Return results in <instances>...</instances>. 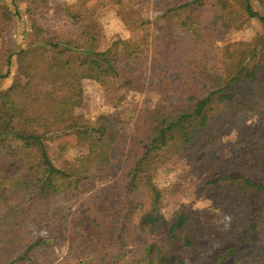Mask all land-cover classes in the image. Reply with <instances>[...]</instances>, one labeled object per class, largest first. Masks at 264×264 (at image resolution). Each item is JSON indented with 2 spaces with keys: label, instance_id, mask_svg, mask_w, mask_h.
<instances>
[{
  "label": "trees",
  "instance_id": "1",
  "mask_svg": "<svg viewBox=\"0 0 264 264\" xmlns=\"http://www.w3.org/2000/svg\"><path fill=\"white\" fill-rule=\"evenodd\" d=\"M116 3L135 31L149 24L136 7L157 9V35L144 29L140 41L102 50L104 0H0L2 43L24 15L34 36L1 76L16 57L19 80L0 91V264H264L254 251L264 228V35L225 43L223 73L209 71L230 31L253 19L264 27V0ZM84 80L103 89L107 114L86 116ZM150 86L177 103L139 109L132 96ZM228 131L233 153L220 157ZM69 136L75 151L58 166L47 142ZM162 169L181 179L159 186ZM191 177L232 218L228 230L184 202ZM32 221L44 239L29 234Z\"/></svg>",
  "mask_w": 264,
  "mask_h": 264
},
{
  "label": "rangeland",
  "instance_id": "2",
  "mask_svg": "<svg viewBox=\"0 0 264 264\" xmlns=\"http://www.w3.org/2000/svg\"><path fill=\"white\" fill-rule=\"evenodd\" d=\"M77 0H50L51 6L55 8L58 4H73ZM208 3H212L215 6L216 0H206ZM239 6L235 5L234 8L239 10ZM24 14V8H22ZM136 11L142 17V19H148L149 24L138 30H130L125 26L122 17H126L127 14L121 16L119 14V6L116 0H104V6L99 14V23L102 29V44L101 49H105L113 44L117 39H132L134 41H140L143 34V30L147 29L151 36H155L158 33L157 26L161 25V21L157 22L156 19L159 15L157 9L153 8L150 4L140 3L136 7ZM136 14V13H135ZM138 15H133L132 20L137 21ZM130 23H133L132 21ZM6 45H4L0 39V91L8 89L15 81L19 80L17 72L16 57L11 60L10 72L7 77H1L8 70V56L13 51H18L22 48H26L34 41V36L29 27V21L25 15L23 19L15 18L10 25L6 28ZM264 35V27L259 20L253 19L248 21L245 26L239 30H232L228 35L223 38L221 42H218L216 47L211 50L209 71L212 73L221 75L223 73V55L224 45L228 42L247 41L254 42L258 39H262ZM83 88L85 93V114L89 118L107 114L109 108L104 104V92L103 89L92 80H84ZM133 100L139 109H151L157 107L171 106L177 103V97L170 94H162L150 86L144 93L134 94ZM235 134L231 131L226 132L219 142L220 157H230L233 153V142ZM76 145V137L69 136L57 141H48L47 147L49 155L54 163L60 166L67 161L73 154ZM179 172H171L167 169H162L159 172L157 184L161 187H168L175 181H179ZM197 182V177H191L185 184V197L184 202L194 209L198 210L204 223L216 224L222 230H228L232 225V218L222 214L219 211L214 210L206 197L200 196L194 192V186ZM63 204L62 197H59L55 205ZM175 207H167L165 214L169 219ZM27 231L37 239H44L46 237L45 225L38 221H32L27 226ZM43 250V247H39ZM255 253L264 255V228L257 236V244L254 247ZM181 264H199L198 261L192 258H185Z\"/></svg>",
  "mask_w": 264,
  "mask_h": 264
}]
</instances>
